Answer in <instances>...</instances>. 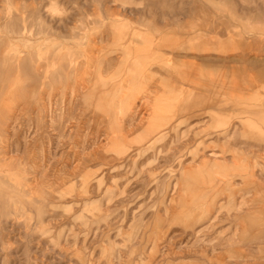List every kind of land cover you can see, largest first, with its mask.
Here are the masks:
<instances>
[{
  "label": "rangeland",
  "instance_id": "rangeland-1",
  "mask_svg": "<svg viewBox=\"0 0 264 264\" xmlns=\"http://www.w3.org/2000/svg\"><path fill=\"white\" fill-rule=\"evenodd\" d=\"M0 264H264V0H0Z\"/></svg>",
  "mask_w": 264,
  "mask_h": 264
},
{
  "label": "bare ground",
  "instance_id": "bare-ground-1",
  "mask_svg": "<svg viewBox=\"0 0 264 264\" xmlns=\"http://www.w3.org/2000/svg\"><path fill=\"white\" fill-rule=\"evenodd\" d=\"M61 24V23H60ZM55 26V25H54ZM113 27V26H112ZM58 28H59V26H58ZM57 28V29H58ZM113 28H115V27H113ZM55 29H56V27H55ZM117 29H118V27H117ZM82 29H80L79 30V32L81 31ZM116 30V29H115ZM119 30V29H118ZM59 31H61L62 32V30H59ZM65 32H67V31H65ZM117 32V31H116ZM130 32V31H129ZM54 33V32H53ZM84 33V32H83ZM55 35V34H54ZM81 35V34H80ZM129 35V34H128ZM50 36V35H49ZM76 36V35H75ZM82 37V36H81ZM129 37V36H128ZM67 38V37H66ZM163 38V37H162ZM165 38V37H164ZM52 39V38H51ZM54 39V38H53ZM56 39V38H55ZM58 39V38H57ZM61 39V38H60ZM59 39V40H60ZM78 39V38H77ZM128 40V39H127ZM161 40V39H160ZM62 41V40H61ZM159 41V40H158ZM162 42V41H161ZM58 45H60V44H58ZM131 46V45H130ZM159 46H164V45H159ZM61 48V47H60ZM65 49V48H64ZM128 49V48H127ZM130 49V48H129ZM61 50V49H60ZM63 50V49H62ZM126 50V49H125ZM157 50V49H156ZM56 51H59L58 49L56 50ZM160 51V50H159ZM62 52H64V51H62ZM130 52V51H129ZM137 52V51H136ZM57 53V52H56ZM58 54V53H57ZM60 56H61V54H60ZM62 57V56H61ZM56 58V57H55ZM54 60V59H53ZM55 62V61H54ZM67 63V62H66ZM203 64V63H202ZM182 72V71H181ZM184 73V72H183ZM179 74V73H178ZM186 74V73H185ZM196 74V73H195ZM181 75H182V73H181ZM187 75V74H186ZM192 75V74H191ZM205 75V74H204ZM208 76V75H207ZM206 76V77H207ZM248 76V75H247ZM179 77H180V75H179ZM199 77V76H198ZM205 77V78H206ZM249 77V76H248ZM182 78V77H181ZM64 80V79H63ZM194 81V80H193ZM200 81V80H199ZM253 82V81H252ZM192 83V82H191ZM254 83V82H253ZM255 84V83H254ZM196 85H197V83H196ZM195 85V86H196ZM56 86V85H55ZM192 85H190V87H191ZM194 86V87H195ZM201 87V86H200ZM212 89V88H211ZM200 90V89H199ZM202 90V89H201ZM186 91H188V90H186ZM194 89H191V90H189L188 92H186L185 94H187L188 96L186 97V98H191L192 96H194ZM219 91V90H218ZM223 92V91H222ZM247 92V91H246ZM250 92V91H249ZM206 93V92H205ZM218 93V92H217ZM227 93V92H226ZM248 93V92H247ZM254 94V93H253ZM185 96V95H184ZM207 96H205V102L207 103V101H208V104H209V100H207L208 98H206ZM224 97V96H223ZM220 100V99H219ZM180 103V102H179ZM190 106V105H189ZM191 107V106H190ZM194 109V108H193ZM196 110V109H195ZM182 116V115H181ZM181 119V118H180ZM5 123V122H4ZM93 154H94V152H93ZM3 162V161H2ZM204 163V162H203Z\"/></svg>",
  "mask_w": 264,
  "mask_h": 264
}]
</instances>
